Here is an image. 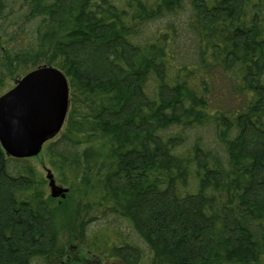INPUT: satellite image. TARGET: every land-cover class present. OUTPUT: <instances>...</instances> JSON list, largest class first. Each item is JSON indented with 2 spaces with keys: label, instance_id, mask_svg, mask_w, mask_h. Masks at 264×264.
I'll use <instances>...</instances> for the list:
<instances>
[{
  "label": "trees",
  "instance_id": "trees-1",
  "mask_svg": "<svg viewBox=\"0 0 264 264\" xmlns=\"http://www.w3.org/2000/svg\"><path fill=\"white\" fill-rule=\"evenodd\" d=\"M46 65L74 207L0 144V264H63L64 228L107 264H264V0H0V89Z\"/></svg>",
  "mask_w": 264,
  "mask_h": 264
},
{
  "label": "water",
  "instance_id": "water-1",
  "mask_svg": "<svg viewBox=\"0 0 264 264\" xmlns=\"http://www.w3.org/2000/svg\"><path fill=\"white\" fill-rule=\"evenodd\" d=\"M70 88L65 74L44 66L24 75L13 89L0 97V144L8 157H37L66 124ZM51 197L63 200L69 188L57 185L47 172Z\"/></svg>",
  "mask_w": 264,
  "mask_h": 264
},
{
  "label": "rangeland",
  "instance_id": "rangeland-1",
  "mask_svg": "<svg viewBox=\"0 0 264 264\" xmlns=\"http://www.w3.org/2000/svg\"><path fill=\"white\" fill-rule=\"evenodd\" d=\"M21 78H19L17 74H13L10 77V79H8L7 83L4 86H2V88L0 89V97L3 96V94L9 92L11 89H13L17 81L21 80ZM43 152L44 151L39 153L37 157L30 158L31 163L37 168L38 172H40L42 176L46 178L48 182L47 183L48 196L49 198H51V200H53L50 203L52 209L59 210L63 221L65 219V221L68 222L69 215L72 211L71 209L74 207L75 201L72 199H69L68 197L69 193L67 194L66 198H64L63 200L54 199L51 197V190L49 189V186H48L49 181L47 179L48 171L51 170V172L53 173V177H55L57 185L61 187L63 186L65 188H68V187L65 184L61 183L59 177H57V173L55 169L51 165H49V162L46 156H44ZM112 222L113 221L110 218L108 219L102 218V219H99L91 223V225L87 227L88 229L86 230L87 232L85 236L87 237L88 235H92V233L94 232L95 233L98 232L99 234H102V233H105L107 235L110 234L109 236H111L113 234V229L120 227L119 222H117V224H111ZM103 228H105L106 231H104ZM123 231L124 233H126V230H123ZM119 232L120 231H118V233ZM60 243L64 246L68 254L63 264H107L106 260L103 259L101 256L91 253L90 251H88V249L86 250V248L82 245V243H80V240L74 237V235L71 232H69L68 228H64V230L62 231L61 236H60ZM111 244H112V241H109V245Z\"/></svg>",
  "mask_w": 264,
  "mask_h": 264
}]
</instances>
